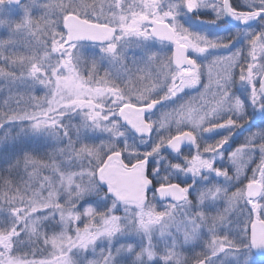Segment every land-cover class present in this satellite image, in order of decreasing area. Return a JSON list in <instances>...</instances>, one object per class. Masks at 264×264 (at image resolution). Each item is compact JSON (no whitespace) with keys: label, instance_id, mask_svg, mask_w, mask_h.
<instances>
[{"label":"snow or ice","instance_id":"snow-or-ice-1","mask_svg":"<svg viewBox=\"0 0 264 264\" xmlns=\"http://www.w3.org/2000/svg\"><path fill=\"white\" fill-rule=\"evenodd\" d=\"M0 264H264V0H0Z\"/></svg>","mask_w":264,"mask_h":264}]
</instances>
